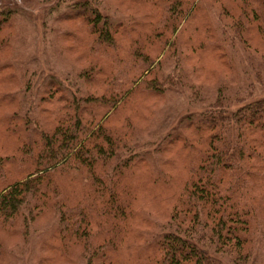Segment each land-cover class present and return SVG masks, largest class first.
<instances>
[{
	"label": "trees",
	"instance_id": "1",
	"mask_svg": "<svg viewBox=\"0 0 264 264\" xmlns=\"http://www.w3.org/2000/svg\"><path fill=\"white\" fill-rule=\"evenodd\" d=\"M143 1L154 11H130L126 21L104 14L108 0L77 1L60 14L50 50L69 68L36 97L17 14L0 8V52L8 53L0 121L20 133L19 154L0 150V224L21 242L41 238L46 256L37 264H52L54 254L71 264L251 261V222L264 208V0ZM150 40L159 45L153 54ZM199 52L214 54L218 68L209 74ZM180 87L194 112L169 128L180 108L166 97ZM136 92L154 97L150 117L128 118L118 132L108 123ZM169 149L179 150L178 161ZM178 163L188 173L177 183ZM131 173L152 188L167 183L170 206L155 196L133 212ZM127 213L138 219L130 234L117 222ZM71 244L82 250L68 253ZM4 248L0 241V264L22 260L19 246Z\"/></svg>",
	"mask_w": 264,
	"mask_h": 264
},
{
	"label": "rangeland",
	"instance_id": "2",
	"mask_svg": "<svg viewBox=\"0 0 264 264\" xmlns=\"http://www.w3.org/2000/svg\"><path fill=\"white\" fill-rule=\"evenodd\" d=\"M81 0H0V8L3 7H9L15 10V13L17 14L16 20H17V27L18 30H22V37L20 42V49L23 50V60H26V63H28L31 67V70L35 73V82H36V88L34 89V97L37 96V93L41 90V88L44 86L45 81L50 77H57V78H64V76L67 74V69L69 68V65L66 64V61L62 58L57 59V57L51 52V39H52V33L57 26L58 18L60 14H63L71 7H73L74 3ZM137 1V0H136ZM110 3L109 6H107V9L105 10L104 14L106 16H109L112 19H118L121 18L124 21H126L125 18L130 17L129 12L131 11L133 14L136 11H139V14H142V16L147 15L149 13H152L154 11V7L151 4H148L146 1H139V4H136L133 2V0L129 1L126 0L123 3L121 0H108ZM238 6L237 11L241 9V5L238 3L236 4ZM236 11V14L238 13ZM125 17V18H124ZM76 24V23H75ZM73 23V25H75ZM262 32V30H260ZM121 33H123V30H121ZM122 37V36H120ZM121 38H119L120 40ZM125 38L122 37L121 40H124ZM148 52L155 53L158 50L159 45L155 40L148 41L147 44ZM118 46H115V48H102V51H107L109 54H113L117 52ZM7 51L6 49L1 54L0 52V59L2 57H7ZM200 55L202 64L208 66L210 70H208L209 74L213 69L218 68L217 61L213 58L214 54H200L198 53V56ZM87 60H93L95 62V59L100 61L96 55H91L88 57ZM110 61H106V63H109ZM68 67V68H67ZM168 70V69H167ZM168 71H165V75H168ZM88 89L90 88V85H86ZM3 86L0 82V91L2 90ZM154 97H148L143 95L141 92H136L133 94L130 99L120 107L116 115L109 121V126L111 128H114L118 132L122 131L125 128V123L128 121H131V124H135V122H140L142 116L150 117L148 113V106L151 104V100ZM188 94L185 90L181 89L180 91L174 90L173 92H169L166 97V104H172L176 103L179 105L180 112L173 117L174 120L169 122L168 126L175 127L179 121L186 117L187 115L194 112L193 109H190L188 106L189 100H188ZM14 109V108H13ZM5 108L0 107V117L4 113ZM129 118V120H127ZM127 120V122H126ZM175 121V122H174ZM14 125H17L14 121L10 122V124L3 123L0 121V150H4L6 152L19 154V143H18V137L19 134L16 130L12 129ZM11 126V127H10ZM181 146L177 147L178 149ZM174 149L170 150L171 152V158L173 161L180 159L179 157V150ZM13 154V155H14ZM178 161V160H177ZM180 165L179 172L176 175L177 183L180 179V175H185L188 173L187 168H183V165ZM182 166V167H181ZM11 171H14V166H10ZM166 170V169H164ZM178 172V169H177ZM60 181V180H59ZM129 182V183H128ZM128 184L130 187L126 188L127 193L132 194V201H131V209L134 211H137L138 204L143 201L150 200V198H154L155 196L160 197L161 200L165 201L169 206L170 202H168V196L170 194L169 190H166L167 183L161 182L156 185L150 187L147 183V180L144 179L140 173H131L130 177L128 178ZM61 186L63 189L68 191V196L70 194L69 185L66 181H60ZM177 185V184H176ZM132 187L135 189L136 195L133 193ZM151 188V189H150ZM123 189V188H122ZM156 190L159 191L158 194L154 195L152 192ZM73 202V195L70 194L69 196ZM75 202V201H74ZM163 206V205H161ZM156 207H154L155 209ZM160 208V207H159ZM96 210V208L94 209ZM156 210V209H155ZM49 217V214H46V218ZM259 219L257 221L251 222V235H252V247H253V253L251 257V261L249 264H264V234L262 232V227L264 224V208H262L261 213L258 215ZM137 218H130V214H126V216L121 217L117 220L120 225L123 227V232H126L130 234L133 229L137 226ZM106 220L111 221L110 218H106ZM44 222L40 223V226L45 228L41 230V232H49V228H46L43 226ZM35 235V234H34ZM34 235L30 238L28 242H21V238L17 237L15 235H12L8 232L6 227H4L2 224H0V241L1 245L4 246V250L6 249L9 251L12 248L20 247L18 252V255H21L22 260H14L13 264H37V259L40 255L46 256L45 250L38 249V240L41 238L34 237ZM250 235V236H251ZM131 238V237H127ZM129 240V239H128ZM131 240V239H130ZM58 243V242H57ZM59 244L63 245L62 242H59ZM82 250V245L79 244L78 246L69 245L67 246L66 251L68 253H79ZM54 254V253H53ZM54 254L53 257L55 258V261L52 262V264H71L69 259L66 255H59ZM116 256L118 259L122 260L124 257L122 252L119 250L116 251ZM18 257V256H17ZM57 257V258H56ZM19 259V258H18ZM124 261V259L122 260Z\"/></svg>",
	"mask_w": 264,
	"mask_h": 264
}]
</instances>
